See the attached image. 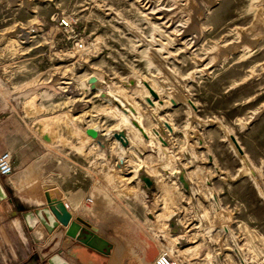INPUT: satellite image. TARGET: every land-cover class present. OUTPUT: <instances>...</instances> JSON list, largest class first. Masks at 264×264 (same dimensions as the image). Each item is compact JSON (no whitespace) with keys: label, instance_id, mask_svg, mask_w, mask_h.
<instances>
[{"label":"rangeland","instance_id":"rangeland-1","mask_svg":"<svg viewBox=\"0 0 264 264\" xmlns=\"http://www.w3.org/2000/svg\"><path fill=\"white\" fill-rule=\"evenodd\" d=\"M91 75L138 105L147 127L170 122L166 147L142 135L125 151L111 137L103 150L91 139L86 126L104 134L120 122L87 88ZM146 84L168 102L158 112ZM10 113L38 142L21 191L80 190L72 216L108 241L103 259L241 264L238 247L246 264H264V199L229 138L264 185V0H0V117ZM178 167L199 193L182 188ZM2 241L0 264L28 260L31 247L17 242L13 255Z\"/></svg>","mask_w":264,"mask_h":264},{"label":"crops","instance_id":"crops-1","mask_svg":"<svg viewBox=\"0 0 264 264\" xmlns=\"http://www.w3.org/2000/svg\"><path fill=\"white\" fill-rule=\"evenodd\" d=\"M13 116L14 115L10 113L0 117V151L9 150L12 152L14 166V172L10 176L6 178L0 177V184L5 192V197L0 199V240H3L2 242H4L5 246H9L10 252L13 255H15L13 247L14 245L17 246V242L20 243L21 246L31 247L32 250L26 257V259H30L35 255L36 246L42 245L51 234L45 230L40 222L30 230L23 217V213L26 211L45 206L46 198L44 191L41 194L34 192L25 193L21 191L19 187V180H21L22 174H24L27 167H29L38 156L37 152L32 151L33 146L37 149L38 142L33 141L31 137H25V134H23V131L21 130V126L17 127V123L13 122L17 121L18 115L16 114L15 117ZM51 189L52 188L49 187L46 188L47 191H51ZM53 197L65 203L68 210L73 215V210L77 209L76 207L84 200L85 195L78 190L67 195H59L58 193L53 192ZM8 219H10V221L5 223ZM72 219L74 220L73 216ZM82 219L88 222L91 226V223L86 216H83ZM60 226L61 225L59 224L57 227ZM36 231L39 234H37ZM81 231L85 234L90 232L86 227H83ZM12 232L18 233V235H13ZM91 233L96 236V242L98 241V243L100 242V239H104L95 232L91 231ZM9 239L15 244L12 242L10 243L8 241ZM104 240L107 245L108 241L106 239ZM106 245L104 249H106ZM1 246L3 245L0 243V248ZM92 254L95 255L94 258L96 257V259H90ZM107 256L106 253L83 244L79 239L63 235L58 251L50 254L45 261L40 262L39 264L122 263L120 259H103L104 257L107 258ZM1 257H4V253H1Z\"/></svg>","mask_w":264,"mask_h":264},{"label":"bare ground","instance_id":"bare-ground-1","mask_svg":"<svg viewBox=\"0 0 264 264\" xmlns=\"http://www.w3.org/2000/svg\"><path fill=\"white\" fill-rule=\"evenodd\" d=\"M198 6V4H197ZM199 7V6H198ZM197 7V8H198ZM159 8V7H158ZM200 8V7H199ZM178 9V8H177ZM177 12V11H176ZM150 14H159L161 13L162 14V18H167L169 20H172L174 21V17H172L171 15L169 16V14L167 13V10H164V9H151V11L149 12ZM174 13V12H173ZM172 13V15H173ZM175 14V13H174ZM176 17V16H175ZM199 17V16H198ZM201 21V20H200ZM180 23V22H179ZM189 27V26H188ZM186 28V27H185ZM199 28V27H198ZM187 31V32H190L192 31V28L189 27L188 29H184V32ZM178 35V34H176ZM192 35V34H191ZM179 36V35H178ZM178 40V39H176ZM231 49V48H230ZM211 59V58H210ZM199 61V60H198ZM211 62V60L209 61ZM89 79H93V81H89ZM145 81V80H144ZM99 82L98 80L96 79V77H94L93 75H91L89 78H88V83H87V88H91L93 91L97 92L100 97L107 101L108 103L112 104L113 106V112L111 113L114 117L116 116L118 118V120L120 121L119 122V125L114 129V130H107L106 133H101V130L97 127H92V128H89L88 126H86V131L88 129H94L95 132H96V135H90L86 132V134L90 137H92L91 139H94L97 144L103 149L105 150V147H106V140L113 137L114 138V133L115 132H118V131H123L124 132V135H125V139L127 141V145L126 146H122L121 143L117 140V144L119 145V147L122 149V150H127L130 148V144L128 146V142L130 143V141H133V142H136L137 140L136 139H139L140 136H145L147 139H148V144H153V139H156L157 142L159 143H162L163 146L166 145V132L163 128V126L165 127V129L167 128L169 133L172 134L176 131L175 127L170 124V122L168 121H165V120H161V124L159 126V128H150V127H147L145 124H144V114L142 113V111L140 110V108L138 107V105H136L134 102L132 101H129L128 99H124L123 96L119 95L118 93H112V92H109V91H103L100 87H99ZM154 85V83H153ZM147 85L146 84V87H147V90H148V93L154 98H149V95H145L144 98L147 102V104L153 109V111L155 112H158V110H160L161 108H163L168 102H164V99L163 101L161 100L160 98V95L159 92L156 91L155 89V85ZM118 92V91H117ZM120 93V92H119ZM124 92H122L123 94ZM126 95V94H125ZM124 95V96H125ZM126 97V96H125ZM174 101V99H172ZM104 101V102H105ZM163 103V104H160V103ZM171 102V101H170ZM172 103V102H171ZM188 103L191 105L192 108H195L194 104L191 102V101H188ZM109 104V105H110ZM176 102L174 101V104L175 105ZM111 106V107H112ZM149 109V108H148ZM152 111V110H151ZM152 111V113H154ZM151 113V112H150ZM151 113V114H152ZM159 119V118H158ZM181 133V132H180ZM229 138H230V142L232 143V145H234V148H236V150L238 151V153L241 155V159L244 163V167H243V170H242V173H248L250 174L254 180L256 181V184H257V187L259 189V192L262 196V198L264 199V185L262 184V182L260 181V177L257 176L256 174V169L250 165L248 163V158L246 156V154H244V152L242 151V148L240 147V145L238 144V141L236 140V138L231 134L229 133ZM115 139V138H114ZM234 139L236 142H234ZM137 144V142H136ZM238 144V145H237ZM135 145V144H134ZM133 145V146H134ZM154 145V144H153ZM137 146V145H136ZM239 146V148H238ZM166 147V146H164ZM133 148V147H132ZM131 148V149H132ZM161 149V147H159ZM135 151V149H134ZM133 151V153H134ZM136 155H139L138 151H135ZM141 155V154H140ZM135 156V155H134ZM190 156V155H189ZM136 157V156H135ZM139 157V156H137ZM118 161L119 162H123L122 160L124 159V155H120L118 156ZM210 159V158H209ZM139 160V159H138ZM140 161V160H139ZM140 165V164H139ZM179 168V167H178ZM218 173H220L221 171L219 170H216ZM180 172H183V175H184V179L186 180L187 182V189H185L182 184L178 181V174ZM176 177H177V181L178 183L182 186V188L184 190H186L187 192H190V194L193 196L194 194L196 193H199L198 189L196 188H193V186L190 185V180L189 178L186 176V171L183 169V168H179L176 170ZM140 175H144V174H140ZM152 180V179H151ZM153 183V181H152ZM152 184L150 186H145V187H151ZM212 196V198H214L216 200V197L214 195V193L210 194ZM214 196V197H213ZM216 203V202H215ZM218 208V207H217ZM219 210V209H218ZM85 221V220H84ZM175 220L173 219V222ZM86 222V221H85ZM89 226L90 224L88 222H86ZM225 230L228 231V228L227 226L225 227ZM171 229H176L177 232L175 233H172V234H176L180 231V229L177 228V226H174L173 224H170V231ZM37 233V231H36ZM39 234V233H37ZM43 236V235H42ZM181 240V239H180ZM235 253L238 255L239 257V260L241 261V264H246L245 260H244V257L242 255V252L240 250V248L238 247H235L234 249Z\"/></svg>","mask_w":264,"mask_h":264},{"label":"water","instance_id":"water-1","mask_svg":"<svg viewBox=\"0 0 264 264\" xmlns=\"http://www.w3.org/2000/svg\"><path fill=\"white\" fill-rule=\"evenodd\" d=\"M89 81L91 82L93 79H89ZM86 132L90 135H96L94 129H88ZM114 138L117 139L122 146L127 145L123 131L115 132ZM234 142H236L235 139ZM139 178L142 182H144L145 186H150L152 184V180L146 175H140ZM178 181L185 189H187L188 186L186 180L184 179L183 172L178 174ZM44 195L46 198V205L34 210L26 211L23 213V217L30 230L33 229L38 222H40L44 226L45 230L51 234V236L42 245H37L36 254L23 264H39V262L47 259L50 254L58 251L63 235L79 239L83 244L100 252L107 253V247L104 249L106 245V241L104 239H100V242L98 243V241L96 242V236L93 235L91 231L86 234L82 233L81 230L84 225L88 226L82 218L76 217V219L73 220L72 214L65 204L61 200L54 198L51 191H46ZM4 197L5 192L0 184V199H3ZM59 224L61 226L57 227Z\"/></svg>","mask_w":264,"mask_h":264},{"label":"built area","instance_id":"built-area-1","mask_svg":"<svg viewBox=\"0 0 264 264\" xmlns=\"http://www.w3.org/2000/svg\"><path fill=\"white\" fill-rule=\"evenodd\" d=\"M62 23L66 24L65 21H62ZM78 45L80 46V43ZM13 172L14 166L12 152L9 150L0 151V177L6 178ZM65 206L67 207L66 204ZM153 264H175V262L167 253L163 252L155 257Z\"/></svg>","mask_w":264,"mask_h":264}]
</instances>
